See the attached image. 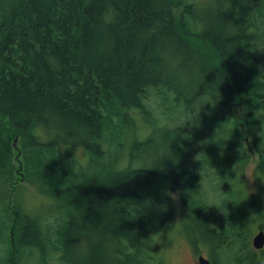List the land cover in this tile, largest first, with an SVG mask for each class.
<instances>
[{"label": "trees", "instance_id": "1", "mask_svg": "<svg viewBox=\"0 0 264 264\" xmlns=\"http://www.w3.org/2000/svg\"><path fill=\"white\" fill-rule=\"evenodd\" d=\"M177 1L186 0H0V167L12 170L16 139L26 161L43 176L56 170L55 159L45 160V153L53 156L61 144L104 155L105 122L113 126L122 108L142 109L150 87H166L177 102L187 104L201 97L226 109L237 103L244 111L235 113L236 124H249L256 109L264 111V99L248 94L255 70L245 47L249 26L239 17L241 0L189 5L186 10L199 26L193 37L176 19ZM39 130H47L55 145L42 144ZM112 130L117 133L118 126ZM171 169L175 174L127 170L88 186L65 184L64 195L75 209L78 203L94 204L85 209L90 218L111 224L116 264H149L148 222L130 220L122 203L154 181L162 187L157 179L179 186L185 173ZM9 187L10 193L14 188ZM200 209L190 216L198 221L194 231L219 237L220 245L224 235L210 228ZM69 214L73 217L60 235L66 253L73 244L72 224L90 225ZM37 228H42L37 220L27 217V244L43 243ZM94 253L93 264H106L100 250ZM66 260L86 264L64 253Z\"/></svg>", "mask_w": 264, "mask_h": 264}, {"label": "rangeland", "instance_id": "2", "mask_svg": "<svg viewBox=\"0 0 264 264\" xmlns=\"http://www.w3.org/2000/svg\"><path fill=\"white\" fill-rule=\"evenodd\" d=\"M210 2L175 3L176 19L186 24L189 37L199 26L187 7H205ZM241 3L239 17L249 26L245 47L255 70L248 94L264 99V0ZM175 97L166 87H150L142 109H120L114 127L107 121L104 124L102 156L62 144L53 156L46 152L45 160L55 159L53 174L50 167L45 169L50 176L39 174L23 153L18 160L13 149L12 170L0 167V264H70L64 261V253L70 261L82 258L93 264L96 250L105 255L106 264H116L118 244L111 224L96 221L91 214L90 218L85 209L94 204L78 203L75 209L64 195L68 192L65 184L88 186V181L102 178L105 182L127 170L175 174L171 166L185 173L179 186L167 178L157 179L162 187L154 181L130 202L122 203L130 220L148 222L149 264H199L201 255L212 264H264V246L254 247L255 237L264 232V111L256 109L249 124H236L235 113L244 111L237 103L226 109L202 97L189 104ZM117 126V133L110 132ZM37 135L42 144L55 145L47 130ZM21 165L25 180L17 174ZM9 186L14 188L10 193ZM197 208L203 210L210 228L224 235L226 240L223 237L220 245L219 237L198 228V234L194 231L198 221L190 216ZM70 211L90 225L72 224L73 244L66 247L71 251L66 253L60 235L62 229L67 230L69 216L73 217ZM27 217L42 227L37 228L42 244L29 245L23 237Z\"/></svg>", "mask_w": 264, "mask_h": 264}, {"label": "water", "instance_id": "3", "mask_svg": "<svg viewBox=\"0 0 264 264\" xmlns=\"http://www.w3.org/2000/svg\"><path fill=\"white\" fill-rule=\"evenodd\" d=\"M18 139L15 140L14 142V148L16 152L18 153V160H20V157L22 156V152L18 146ZM17 144V145H16ZM22 165L19 168L18 174L23 178V172L21 171ZM264 246V232H260L254 239V247L256 249H260ZM199 264H212V262L207 259L205 256L201 255L199 257Z\"/></svg>", "mask_w": 264, "mask_h": 264}, {"label": "flooded vegetation", "instance_id": "4", "mask_svg": "<svg viewBox=\"0 0 264 264\" xmlns=\"http://www.w3.org/2000/svg\"><path fill=\"white\" fill-rule=\"evenodd\" d=\"M20 176V175H19ZM21 177V176H20Z\"/></svg>", "mask_w": 264, "mask_h": 264}, {"label": "bare ground", "instance_id": "5", "mask_svg": "<svg viewBox=\"0 0 264 264\" xmlns=\"http://www.w3.org/2000/svg\"><path fill=\"white\" fill-rule=\"evenodd\" d=\"M167 257V256H166Z\"/></svg>", "mask_w": 264, "mask_h": 264}]
</instances>
